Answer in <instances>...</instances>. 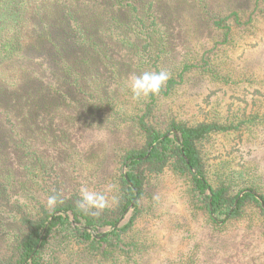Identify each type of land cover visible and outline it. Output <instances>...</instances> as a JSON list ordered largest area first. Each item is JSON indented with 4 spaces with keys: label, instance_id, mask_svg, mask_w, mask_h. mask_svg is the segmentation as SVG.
Wrapping results in <instances>:
<instances>
[{
    "label": "trees",
    "instance_id": "1",
    "mask_svg": "<svg viewBox=\"0 0 264 264\" xmlns=\"http://www.w3.org/2000/svg\"><path fill=\"white\" fill-rule=\"evenodd\" d=\"M263 8L264 0H0V264H131L152 179L167 175L184 181L215 225L251 203L264 219L256 183L209 180L202 142L235 126L220 111L214 120L209 94L203 108L197 102L201 86L230 78ZM161 70L171 75L160 94L133 100L130 76ZM81 187L107 196L98 217L77 210ZM51 195L64 201L54 210Z\"/></svg>",
    "mask_w": 264,
    "mask_h": 264
},
{
    "label": "rangeland",
    "instance_id": "2",
    "mask_svg": "<svg viewBox=\"0 0 264 264\" xmlns=\"http://www.w3.org/2000/svg\"><path fill=\"white\" fill-rule=\"evenodd\" d=\"M259 18L257 34L247 32L231 57L230 78L201 86L197 102L203 108L209 94L214 120L220 111L235 126L202 142L209 180L215 184L226 175L238 187L256 183L264 191V8ZM152 181L157 191L132 234L139 244L131 264H264V219L257 205L215 225L186 195L184 181L169 175Z\"/></svg>",
    "mask_w": 264,
    "mask_h": 264
},
{
    "label": "clouds",
    "instance_id": "3",
    "mask_svg": "<svg viewBox=\"0 0 264 264\" xmlns=\"http://www.w3.org/2000/svg\"><path fill=\"white\" fill-rule=\"evenodd\" d=\"M170 75L171 74L165 70L159 72L145 71L139 75H131L129 78V88L132 93V99L139 100L150 95H159L162 88L170 79ZM112 187L113 186L110 185L107 190L111 191ZM79 194L80 199L75 202V206L78 211L83 212L85 215L98 217L108 206V198L103 193L91 191L87 187H81ZM63 202V199L57 195H51L47 199V206L50 210H54L57 203Z\"/></svg>",
    "mask_w": 264,
    "mask_h": 264
},
{
    "label": "water",
    "instance_id": "4",
    "mask_svg": "<svg viewBox=\"0 0 264 264\" xmlns=\"http://www.w3.org/2000/svg\"><path fill=\"white\" fill-rule=\"evenodd\" d=\"M177 134V133H176ZM242 195V194H241Z\"/></svg>",
    "mask_w": 264,
    "mask_h": 264
}]
</instances>
